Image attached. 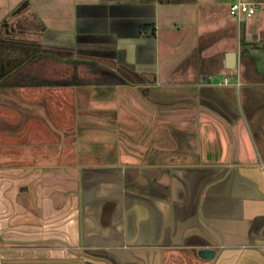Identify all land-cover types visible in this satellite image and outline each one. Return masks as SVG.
Returning <instances> with one entry per match:
<instances>
[{
    "label": "crops",
    "instance_id": "0c3cea01",
    "mask_svg": "<svg viewBox=\"0 0 264 264\" xmlns=\"http://www.w3.org/2000/svg\"><path fill=\"white\" fill-rule=\"evenodd\" d=\"M233 1L0 0V264H264V0H245L259 9L241 24ZM88 59L125 84L200 92L211 115L198 124L222 150L75 163L60 134L52 152L49 103L34 95L87 84L12 82L71 80ZM215 91L242 94L241 115Z\"/></svg>",
    "mask_w": 264,
    "mask_h": 264
},
{
    "label": "rangeland",
    "instance_id": "374dc122",
    "mask_svg": "<svg viewBox=\"0 0 264 264\" xmlns=\"http://www.w3.org/2000/svg\"><path fill=\"white\" fill-rule=\"evenodd\" d=\"M261 65L264 67V61ZM82 67L86 78L92 80V73H87L89 66ZM224 80L225 73L213 77L218 85ZM221 93L210 94L217 98L215 102L222 101L240 116L245 108L242 94L232 92L224 98ZM202 97L200 92L192 94L175 86L139 82L87 84L78 90L34 95L35 99L49 103L51 126L41 120L40 133L47 134L51 142L57 141L51 151L60 152L59 138L63 134L66 139L63 148L68 150L71 160L90 164H135L145 161L146 155H158V159L163 156L164 160L165 156L188 151L220 152L223 142L218 133L215 141H209V132L198 124L202 114L211 115L206 109L198 108V104L205 103ZM214 111L224 115L223 110ZM254 144L257 149V143ZM73 179L74 187H78L76 175ZM75 205L76 200L74 209ZM196 259L199 261L200 257Z\"/></svg>",
    "mask_w": 264,
    "mask_h": 264
},
{
    "label": "trees",
    "instance_id": "16d2710c",
    "mask_svg": "<svg viewBox=\"0 0 264 264\" xmlns=\"http://www.w3.org/2000/svg\"><path fill=\"white\" fill-rule=\"evenodd\" d=\"M82 63L89 66L87 73H92V80L87 79L86 76L80 77L77 71L78 65ZM75 73L74 77L70 79H50L43 76L26 75L16 78L13 85H63V84H118L126 82V79L117 71L104 67L102 64L88 59L87 61H74Z\"/></svg>",
    "mask_w": 264,
    "mask_h": 264
},
{
    "label": "built area",
    "instance_id": "2783aa9c",
    "mask_svg": "<svg viewBox=\"0 0 264 264\" xmlns=\"http://www.w3.org/2000/svg\"><path fill=\"white\" fill-rule=\"evenodd\" d=\"M259 9L257 3L248 2L245 0H235L230 5V13L236 17L238 22L241 24L243 20L248 17L253 16ZM229 80L228 77L225 78V82Z\"/></svg>",
    "mask_w": 264,
    "mask_h": 264
},
{
    "label": "water",
    "instance_id": "95a60500",
    "mask_svg": "<svg viewBox=\"0 0 264 264\" xmlns=\"http://www.w3.org/2000/svg\"><path fill=\"white\" fill-rule=\"evenodd\" d=\"M237 62V52L229 51L226 53V66L229 68H235ZM198 254L204 258H212L215 255V251L211 247H201L198 250Z\"/></svg>",
    "mask_w": 264,
    "mask_h": 264
},
{
    "label": "flooded vegetation",
    "instance_id": "af4514ba",
    "mask_svg": "<svg viewBox=\"0 0 264 264\" xmlns=\"http://www.w3.org/2000/svg\"><path fill=\"white\" fill-rule=\"evenodd\" d=\"M129 79H126V81H128ZM146 178H147V176H146ZM148 180V179H147Z\"/></svg>",
    "mask_w": 264,
    "mask_h": 264
}]
</instances>
